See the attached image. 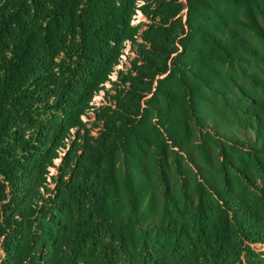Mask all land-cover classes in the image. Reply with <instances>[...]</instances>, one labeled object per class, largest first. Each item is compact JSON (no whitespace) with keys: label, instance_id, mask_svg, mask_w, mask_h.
<instances>
[{"label":"trees","instance_id":"1","mask_svg":"<svg viewBox=\"0 0 264 264\" xmlns=\"http://www.w3.org/2000/svg\"><path fill=\"white\" fill-rule=\"evenodd\" d=\"M263 244L264 0H0V264H264Z\"/></svg>","mask_w":264,"mask_h":264},{"label":"rangeland","instance_id":"2","mask_svg":"<svg viewBox=\"0 0 264 264\" xmlns=\"http://www.w3.org/2000/svg\"><path fill=\"white\" fill-rule=\"evenodd\" d=\"M184 12L185 11H183V14H184ZM138 23H141L142 25L146 24L145 19H143V17L140 14H136V16H133L131 24L136 25ZM124 53H125V57H123V60L126 63V65L128 66L127 62L129 60H133L135 56L128 49H126ZM121 70H125V69L123 68ZM115 79H116V74H113L111 76L110 80L114 81ZM110 86L111 85L109 82L105 83L104 89L101 91V93L94 96V98L91 102V105L93 108L89 109V111L87 112V115L83 118V120L88 124L89 127H90V124L93 123V120H92V117L94 116L93 112H95V111L99 112L101 110V108L106 105L107 99L105 97V93L107 91H109V95L114 94V92L111 91ZM191 140L194 142L193 145H196L195 143H202L203 142V135L199 131H197L195 129V127L191 129ZM196 151H198V147L196 148ZM51 171H52V173H54L53 170H51ZM255 249L257 252L262 253L263 257H264V246H262V245L255 246Z\"/></svg>","mask_w":264,"mask_h":264},{"label":"built area","instance_id":"3","mask_svg":"<svg viewBox=\"0 0 264 264\" xmlns=\"http://www.w3.org/2000/svg\"><path fill=\"white\" fill-rule=\"evenodd\" d=\"M262 246H264V244Z\"/></svg>","mask_w":264,"mask_h":264}]
</instances>
